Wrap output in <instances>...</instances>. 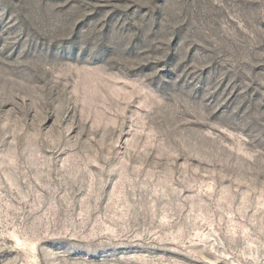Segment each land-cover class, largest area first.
<instances>
[{
  "label": "rangeland",
  "instance_id": "1",
  "mask_svg": "<svg viewBox=\"0 0 264 264\" xmlns=\"http://www.w3.org/2000/svg\"><path fill=\"white\" fill-rule=\"evenodd\" d=\"M0 264H264V0H0Z\"/></svg>",
  "mask_w": 264,
  "mask_h": 264
}]
</instances>
